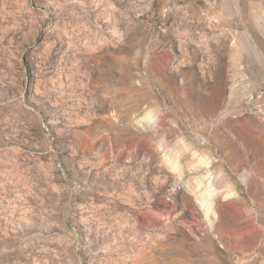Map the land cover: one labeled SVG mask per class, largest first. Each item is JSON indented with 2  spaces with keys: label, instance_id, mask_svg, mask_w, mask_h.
Segmentation results:
<instances>
[{
  "label": "rangeland",
  "instance_id": "1",
  "mask_svg": "<svg viewBox=\"0 0 264 264\" xmlns=\"http://www.w3.org/2000/svg\"><path fill=\"white\" fill-rule=\"evenodd\" d=\"M0 264H264V0H0Z\"/></svg>",
  "mask_w": 264,
  "mask_h": 264
}]
</instances>
